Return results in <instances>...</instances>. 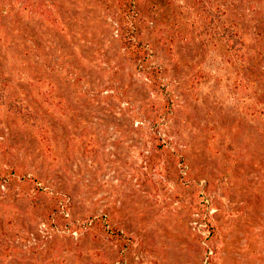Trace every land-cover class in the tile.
Instances as JSON below:
<instances>
[{"label": "rangeland", "instance_id": "obj_1", "mask_svg": "<svg viewBox=\"0 0 264 264\" xmlns=\"http://www.w3.org/2000/svg\"><path fill=\"white\" fill-rule=\"evenodd\" d=\"M47 2L58 21L24 12L19 32L0 0V89L42 125L0 103V139L69 196L60 220L83 229L44 220L55 199L0 185V264H264V84L253 63L264 0H136L157 80L119 40L115 0ZM226 18L247 39L245 64L218 31Z\"/></svg>", "mask_w": 264, "mask_h": 264}, {"label": "trees", "instance_id": "obj_2", "mask_svg": "<svg viewBox=\"0 0 264 264\" xmlns=\"http://www.w3.org/2000/svg\"><path fill=\"white\" fill-rule=\"evenodd\" d=\"M115 2L118 8L117 23L119 40L133 61L139 65L146 66L141 67L142 71H144L149 78L157 80L159 78V73H161V69L156 67L147 68L149 52L147 46L141 41V33L136 25L137 15L134 9L136 0H115ZM3 4L6 5L4 7L5 10H7L8 15L12 17L14 28L19 32H22L24 27H22V21L19 20L16 15H23L24 12L26 13V17L31 15L51 23H56L58 21L53 7L47 2V0H13V2L10 3H7V0H3ZM224 14H227V17H229L227 12L224 11ZM228 20L229 18L224 20L222 24L223 28L218 27V31L222 30V38L229 46H227L228 51H231L232 53L238 51V58L241 59L243 64H245L249 62L246 55L247 50L244 49L247 39L242 33L235 31L231 23L228 22L227 24ZM258 53L259 55L257 57H253V63L255 64L254 70L256 71L255 76L260 83L264 84V50H260ZM0 103H5L8 110L15 114L19 120L29 123L36 130H42L39 114L34 111L33 107L27 103L25 99L15 96L7 99L6 93L0 89ZM165 117H167L165 113L159 112L154 125L162 122ZM158 128L159 127L155 128L154 133V137L157 139V146L161 149H166L165 140L158 135ZM0 148L6 160V164L0 167V185H11L13 182H18L23 190L21 195L30 196L33 199H37L36 201L48 199L50 201L51 199H55L49 205L51 206V210L49 212H42L44 220L47 223L60 222L63 227L70 228L72 231L80 228L83 229V226L77 222L66 225L62 219L60 220V217L72 204L68 195L51 191L42 185L36 175H30L27 173L25 170V164L16 161L12 146L7 140L0 139ZM196 206L198 207V205ZM100 220L99 217L94 218L91 225H99ZM208 222L210 223V229L215 233L216 225L213 218L210 217ZM108 233H110V231H108ZM111 236L117 243H122L126 240V237H124V234L120 229H115L111 232ZM119 264H123V260Z\"/></svg>", "mask_w": 264, "mask_h": 264}]
</instances>
